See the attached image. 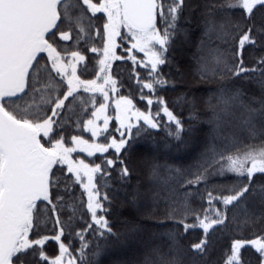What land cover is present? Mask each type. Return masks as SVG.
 <instances>
[{"label":"snow or ice","instance_id":"snow-or-ice-1","mask_svg":"<svg viewBox=\"0 0 264 264\" xmlns=\"http://www.w3.org/2000/svg\"><path fill=\"white\" fill-rule=\"evenodd\" d=\"M111 257L264 264V0H0V264Z\"/></svg>","mask_w":264,"mask_h":264},{"label":"trees","instance_id":"trees-1","mask_svg":"<svg viewBox=\"0 0 264 264\" xmlns=\"http://www.w3.org/2000/svg\"><path fill=\"white\" fill-rule=\"evenodd\" d=\"M173 55L175 56L176 53H173ZM115 64L117 65V68H118V69H120V68L125 69V76H126V75H127V69H128V67H129V65L124 64V63H120L119 61L115 62ZM129 64H130V62H129ZM165 71H167V68H165ZM160 94H161V95H166L170 101H171V100L174 98V96L176 95V93H173V92H167V93H163V92H162V93H160ZM187 115H188L187 111H186V112H183V116H184L185 118H187ZM140 143H141V142H140ZM135 148H136L137 152H138V151L140 152V150L143 149V148H140V144H139V147H137V146L135 145ZM141 222H142L143 225H144V229L151 228V231H150L149 233H151L152 231H161V230H162V229H160V228H158V227L156 226L154 220L148 219V220H143V221H141ZM117 227H120L119 223L117 224ZM146 234L148 235L147 231L144 230V232H143V234H142L143 237H144V235H146ZM189 238H192V237L190 236ZM135 246H137V245H135ZM112 258H114V257L106 258V259H105V264H109V260L112 259Z\"/></svg>","mask_w":264,"mask_h":264},{"label":"rangeland","instance_id":"rangeland-1","mask_svg":"<svg viewBox=\"0 0 264 264\" xmlns=\"http://www.w3.org/2000/svg\"><path fill=\"white\" fill-rule=\"evenodd\" d=\"M175 57H176V59L177 60H180V61H182V60H185L186 58H187V56H186V53H183V52H180V51H177L176 52V55H175ZM120 62V61H119ZM115 63V62H114ZM120 63H123V62H120ZM90 78V77H89ZM178 111H179V109H178ZM184 112H186V111H184ZM113 125H114V122H113ZM162 135V134H161ZM139 144H140V148H143L144 147V145H143V143L141 142V143H138L136 146L137 147H139ZM141 151V150H140ZM139 152V151H138ZM137 219H140L141 221H143V220H148V219H144L143 217H137ZM146 231H147V233H148V235L146 234V235H144V237H143V235L140 237V240L142 241V242H147V241H149V239H150V231H151V228H148V229H145ZM133 248H137V246H135V245H133ZM142 251V249H140L138 252H137V256H139V254H140V252Z\"/></svg>","mask_w":264,"mask_h":264}]
</instances>
